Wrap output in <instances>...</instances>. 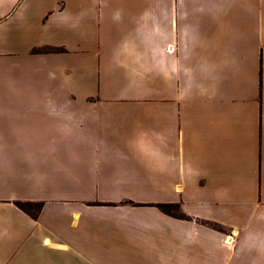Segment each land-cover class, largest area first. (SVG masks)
Here are the masks:
<instances>
[{
	"label": "crops",
	"instance_id": "0c3cea01",
	"mask_svg": "<svg viewBox=\"0 0 264 264\" xmlns=\"http://www.w3.org/2000/svg\"><path fill=\"white\" fill-rule=\"evenodd\" d=\"M0 264H264V0H0Z\"/></svg>",
	"mask_w": 264,
	"mask_h": 264
},
{
	"label": "trees",
	"instance_id": "16d2710c",
	"mask_svg": "<svg viewBox=\"0 0 264 264\" xmlns=\"http://www.w3.org/2000/svg\"><path fill=\"white\" fill-rule=\"evenodd\" d=\"M19 205H20V208H21V209H23L24 211H26V210L24 209V207H23V204H19ZM24 205H31V206L36 207V213H35V214H32V217H34V218H37V217H38V213H39L40 208H41L40 205H38V204H30V203H26V204H24ZM158 207H159L163 212H165V213H167V214L174 215V216H178V217H181V218L184 217L182 214H179V208H178L177 205H173V204H162V205H159ZM172 208H173V209H176V210L178 211V213H177V214L172 213V212L170 211V209H172ZM26 212H28V211H26Z\"/></svg>",
	"mask_w": 264,
	"mask_h": 264
},
{
	"label": "rangeland",
	"instance_id": "374dc122",
	"mask_svg": "<svg viewBox=\"0 0 264 264\" xmlns=\"http://www.w3.org/2000/svg\"><path fill=\"white\" fill-rule=\"evenodd\" d=\"M57 52H59L60 50H56ZM170 53L172 52V51H169ZM20 204H22V203H20ZM24 204H26V203H23V207H24V209L26 210V211H28V212H30V213H32V214H35L36 213V207H34V206H31V205H24ZM20 206V205H19ZM170 211L172 212V213H174V214H177L178 213V211L176 210V209H170Z\"/></svg>",
	"mask_w": 264,
	"mask_h": 264
}]
</instances>
